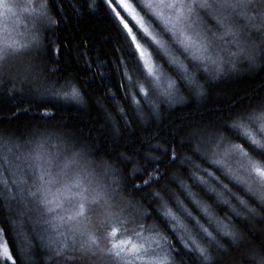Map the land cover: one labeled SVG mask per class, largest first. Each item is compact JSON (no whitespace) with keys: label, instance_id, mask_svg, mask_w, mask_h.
<instances>
[{"label":"snow or ice","instance_id":"obj_1","mask_svg":"<svg viewBox=\"0 0 264 264\" xmlns=\"http://www.w3.org/2000/svg\"><path fill=\"white\" fill-rule=\"evenodd\" d=\"M101 11L114 56L93 71L88 40L61 26ZM21 14L31 27L0 38V86L45 111L27 133L0 132V264H264V89L163 118L264 70V0H0V15ZM81 59L93 80L119 77L139 147L120 151L110 115L111 146L51 124L47 105L85 102Z\"/></svg>","mask_w":264,"mask_h":264},{"label":"trees","instance_id":"obj_2","mask_svg":"<svg viewBox=\"0 0 264 264\" xmlns=\"http://www.w3.org/2000/svg\"><path fill=\"white\" fill-rule=\"evenodd\" d=\"M61 27H66L67 31L78 33L81 37L88 40V44L84 49L87 52V56L84 59L93 62V71H97V63H103L113 58V44L110 41L112 33L107 22L103 20V11L96 15L85 13L79 17L74 16L69 20L67 26L62 25ZM65 34V31H56L54 35H49L56 39V37H62ZM22 59L27 61L29 57L24 54ZM84 59L79 61V65L73 62L70 71L74 74H79L81 79L89 81L86 85L87 95L85 96V102L77 104L58 101L55 102V107L47 105V111L54 113V119L51 124L66 125L67 128H62V131H82L84 134L91 132L94 137H100L97 141L98 144L111 146L112 121L109 119L110 115L118 123L124 136L121 141L120 151L133 150L139 147L134 141L138 131H142V129L135 122L131 107L121 97L120 89L117 86L119 77L109 74L105 68L101 70L106 73V79L102 80L98 75L94 80L91 79L93 72L85 74L81 70L84 65ZM52 66L56 67V65ZM38 71L37 69V73ZM17 86L19 87V85ZM11 87V84L0 86V132L20 135L29 132L33 126L42 123L38 117L45 111V108L39 107L38 101H32L25 95L9 93L8 89ZM261 89H264V70L241 71L239 74L213 85L211 96L199 106L193 102L190 106H178L174 109L165 108L163 110L164 122L167 124L189 117H198L209 109H226L229 101L243 99L247 95L258 92ZM110 92L117 93L115 101L110 98ZM121 106L128 113L126 119L132 121L131 126L127 127L126 131L125 117H122L118 112V108ZM25 110L27 111L25 112ZM16 112H19L20 115L13 119V113ZM155 131V125L149 129L151 133ZM233 191L238 190L234 188ZM238 194L242 195V193ZM188 264H192L191 259H189Z\"/></svg>","mask_w":264,"mask_h":264},{"label":"rangeland","instance_id":"obj_3","mask_svg":"<svg viewBox=\"0 0 264 264\" xmlns=\"http://www.w3.org/2000/svg\"><path fill=\"white\" fill-rule=\"evenodd\" d=\"M26 2V0H20ZM31 27V20L21 14L19 16L5 17L0 15V38H20V34L24 33Z\"/></svg>","mask_w":264,"mask_h":264}]
</instances>
